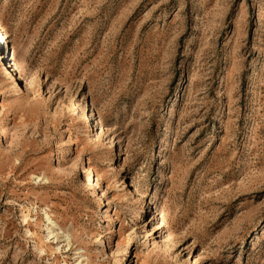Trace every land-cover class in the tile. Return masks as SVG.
<instances>
[{
    "label": "rangeland",
    "instance_id": "374dc122",
    "mask_svg": "<svg viewBox=\"0 0 264 264\" xmlns=\"http://www.w3.org/2000/svg\"><path fill=\"white\" fill-rule=\"evenodd\" d=\"M0 30V264H264V0H0Z\"/></svg>",
    "mask_w": 264,
    "mask_h": 264
},
{
    "label": "bare ground",
    "instance_id": "6f19581e",
    "mask_svg": "<svg viewBox=\"0 0 264 264\" xmlns=\"http://www.w3.org/2000/svg\"><path fill=\"white\" fill-rule=\"evenodd\" d=\"M3 38H4V35H2V31L0 30V42H2V40H3ZM13 65L12 66H14L16 69H14V70H18V64H16L15 63V61H13V63H12ZM11 66V67H12ZM10 67V68H11ZM20 76L19 75H17L14 79H13V81H15L16 83H18L19 82V80H20ZM93 184H94V180L92 181L91 179H89V181L86 183V187H91V186H93ZM53 233V231L52 232H50V234H52Z\"/></svg>",
    "mask_w": 264,
    "mask_h": 264
}]
</instances>
